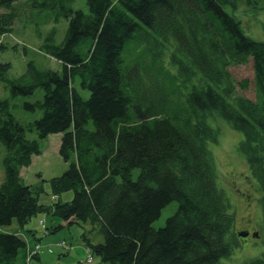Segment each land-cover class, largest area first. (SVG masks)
<instances>
[{
	"label": "trees",
	"instance_id": "1",
	"mask_svg": "<svg viewBox=\"0 0 264 264\" xmlns=\"http://www.w3.org/2000/svg\"><path fill=\"white\" fill-rule=\"evenodd\" d=\"M71 2L0 0V40L29 10L68 22L60 44L52 31L40 47L61 72L29 62L11 78L10 64L0 61L10 97L0 98V228L15 221L24 230L44 213L97 231L102 242L86 232L81 238L101 264H219L236 246L235 216L217 185L209 144L218 134L206 118L216 113L241 133L237 150L258 184L264 216V42L245 35L227 13L237 0H86L87 12ZM250 60L254 101L237 95L246 82H234L228 71ZM76 79L88 99L78 94ZM38 90L42 99L22 108L40 117L19 122L10 99ZM33 132L39 140L62 134L58 153L68 163L49 181L53 200L46 204L39 202L43 185H26L20 174L43 152L27 138ZM65 192L73 197L61 202ZM173 202L176 213L153 229ZM19 230L0 232V264L19 258L25 264L28 243ZM27 234L39 244L35 231ZM244 264H264V255Z\"/></svg>",
	"mask_w": 264,
	"mask_h": 264
},
{
	"label": "rangeland",
	"instance_id": "2",
	"mask_svg": "<svg viewBox=\"0 0 264 264\" xmlns=\"http://www.w3.org/2000/svg\"><path fill=\"white\" fill-rule=\"evenodd\" d=\"M24 1L26 0H17L18 3ZM71 6L73 10L83 12L88 10L86 0H72ZM226 11L240 21L245 35L264 42V0H258L256 4H249L246 0H237V7L235 9L227 7ZM49 17L50 13L47 11L29 10L14 24L13 32L0 40L6 46V50L0 53V61L10 64L9 77L17 78L24 74L26 65L29 62H32L39 70L61 72V65L56 60L40 52V47L52 31H55L54 43L60 44L65 36L68 22L66 19L61 18L58 23H51L48 22ZM228 71L234 82H246V89L238 88L237 95L254 101V73L251 60L245 65L232 66ZM74 87L83 99H88L89 92L80 87L78 79L75 80ZM42 96V91L38 90L34 96L29 98L10 99L11 112L15 119L21 123L38 119L40 117L39 111L35 113L25 112L22 105L24 102L41 100ZM0 98H10L9 92L2 83H0ZM206 123L218 134L217 142L209 144V150L215 165L218 188L224 192L231 207L230 211L235 216L231 232L235 233L234 238L237 243L231 254L221 259L219 264H244L264 255V216L260 206V190L256 181L250 175L245 159L237 150L238 143L242 140L241 133L232 129L229 123L216 113L207 116ZM27 138L39 141L43 152L39 156H33L30 166L23 168L20 174L26 185H43L44 192L41 194L39 202L46 204L53 200L50 194L49 181L52 178L61 176L68 168V163L64 162L58 153L62 134H51L46 139L39 140L36 133L33 132L27 133ZM3 156L4 148L0 146V183L3 180ZM136 174L137 171H135ZM72 197V192H65L61 194L59 199L61 202H68ZM177 208L178 205L175 202L163 208L159 218L152 223V228L155 230L163 228L166 220L176 213ZM53 218V216L39 213L31 218L30 222L24 227V229L27 228L25 230H19L15 221L11 226L4 229L9 232L22 231L25 233L28 244L37 246L39 249L40 244H35L27 231L33 229L37 231V234H40L43 230L40 221L42 220L50 227ZM56 219L61 221L58 218H55V221ZM76 227L83 230V232L85 231L94 240L93 242H102V237L97 231L89 232L91 230L90 226L76 225ZM242 232H248L249 235L239 237L238 234ZM69 240L73 241L71 238ZM59 245L67 247L61 241ZM69 251L68 254H63V252L58 251L55 253L52 250L49 254L44 248L43 254L40 256L41 261H43V264H76L73 252ZM30 253L29 250L27 257ZM26 260L27 258H25ZM98 261L96 257L92 259L87 252L82 262L84 264H94ZM33 262L34 264L41 263L36 260H33ZM16 264L24 263L19 258Z\"/></svg>",
	"mask_w": 264,
	"mask_h": 264
},
{
	"label": "crops",
	"instance_id": "3",
	"mask_svg": "<svg viewBox=\"0 0 264 264\" xmlns=\"http://www.w3.org/2000/svg\"><path fill=\"white\" fill-rule=\"evenodd\" d=\"M41 222H43V221L41 220L40 223ZM51 224L52 225L50 227L56 226V225H62V229L59 232H57L56 234L44 235L45 229L49 228L45 222H43V230L40 232V234H37L36 230L29 229L30 231L31 230L35 231L36 238L40 239V243H39L40 244V249H39L40 252L37 255L38 260H36V259H34V260L38 261L39 263L41 262L40 264H43V261H41L40 256H41V254H43V249L45 248V250H47L49 254L52 250L55 253L58 251L63 252V254L67 253L70 250L69 252H73L74 258L76 259V264L81 263L83 261V259L86 257V253L88 250L87 246L84 244V242L82 241V238H81V235L83 233H85V231L83 232V230L78 229L75 224H67V222H64L62 220L58 221L57 219L55 221V218H53V220H51ZM67 228H68V230H66ZM25 229H27V228H25ZM0 232L11 233V232L7 231L6 229H1V228H0ZM13 232H17V230L13 231ZM20 234L25 237V233H23L22 231L20 232ZM69 238L73 239V241H70ZM25 240H26V238H25ZM60 241L64 242L66 244V246L69 248V250L67 252L63 249V247H61L59 245ZM92 241H94V240H92ZM32 247L33 246L31 244H28L29 249H31ZM97 260H99V259H97ZM98 262H95L94 264H101L100 261H98Z\"/></svg>",
	"mask_w": 264,
	"mask_h": 264
},
{
	"label": "built area",
	"instance_id": "4",
	"mask_svg": "<svg viewBox=\"0 0 264 264\" xmlns=\"http://www.w3.org/2000/svg\"><path fill=\"white\" fill-rule=\"evenodd\" d=\"M38 249V247L36 246L35 248H34V250H32L31 251V253H30V255L27 257V260H26V263L27 264H31V258L33 257V256H35V255H37V253H38V251H39V249ZM89 255H90V253H89ZM92 258V257H91ZM88 261H89V259H88ZM91 261V260H90ZM85 262V261H84Z\"/></svg>",
	"mask_w": 264,
	"mask_h": 264
},
{
	"label": "water",
	"instance_id": "5",
	"mask_svg": "<svg viewBox=\"0 0 264 264\" xmlns=\"http://www.w3.org/2000/svg\"><path fill=\"white\" fill-rule=\"evenodd\" d=\"M248 235V233H240L238 236L239 237H246Z\"/></svg>",
	"mask_w": 264,
	"mask_h": 264
},
{
	"label": "bare ground",
	"instance_id": "6",
	"mask_svg": "<svg viewBox=\"0 0 264 264\" xmlns=\"http://www.w3.org/2000/svg\"><path fill=\"white\" fill-rule=\"evenodd\" d=\"M239 235V234H238Z\"/></svg>",
	"mask_w": 264,
	"mask_h": 264
}]
</instances>
